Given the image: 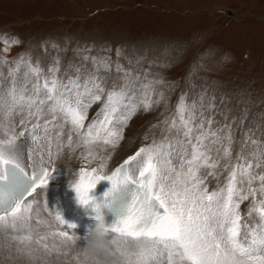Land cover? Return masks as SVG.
<instances>
[{
    "label": "snow or ice",
    "instance_id": "1",
    "mask_svg": "<svg viewBox=\"0 0 264 264\" xmlns=\"http://www.w3.org/2000/svg\"><path fill=\"white\" fill-rule=\"evenodd\" d=\"M7 45L5 40V51ZM16 70H19V63ZM30 70L39 77V68L30 66ZM69 85H63L55 78L51 82L46 79L43 84L46 99L39 98V85L34 96L18 94L15 86L8 92L12 105L26 106L29 115L37 117V122L30 129L23 127L16 132L10 128L0 133V237L3 238L0 249H7L10 258H13L14 250V258L26 264H48L50 257L57 261L63 257L65 264H71V261L105 264L108 257L115 264H264V199H256L257 192L264 197V174L253 173L254 167L259 168L264 163V152L259 147L251 153L253 160L234 165L226 184L218 191L210 192L200 170L216 169L218 162L203 150L204 142L209 136L215 138L212 143L220 138L211 130V120L207 130L201 120L196 125L200 131L192 143L195 115L181 97L177 105L179 127H183V135L191 144V153L183 149L179 170L171 167L172 143L154 142L138 148L106 174L111 155H100L97 147L115 149L123 139V128L140 104L134 102L124 88L111 90L102 99L104 89L94 82V78L91 87L87 80L81 85L78 78L70 80ZM6 101L7 97L0 95V113H4ZM98 101H102V107L85 125L88 109ZM46 103L52 118L41 124L38 117L43 113L41 106ZM141 103L145 110L151 107L147 97ZM33 107L35 113L31 111ZM58 113L63 121L59 124L56 123ZM67 124L71 127L65 143L61 137ZM50 125L52 129H60L55 135V153ZM170 127H178L175 120ZM41 128L44 135L39 134ZM26 134L32 142L27 158L35 164L31 174L22 162L24 146L17 143ZM225 138L228 146L224 147V156L228 157L232 143L230 128ZM42 140L47 142L46 148L41 144ZM252 143L259 145L260 142L252 140ZM64 147L70 153L84 149L78 157L81 166L72 173L74 178L68 183L74 203L95 222L82 234L78 232V223L66 219L62 210L55 212L54 219L65 230L55 231L50 230L47 221L39 218L38 209L34 211V206L40 203L38 198L46 197L50 183L54 185L58 180L55 159ZM34 155L37 161H33ZM94 161H98L95 167L92 166ZM245 179L247 191L238 186L243 185ZM256 180L260 182L258 188L252 186ZM102 183L104 190L98 194L97 186ZM250 196L252 207L248 215L255 212L259 216V222L251 228L241 223L240 214L241 203ZM44 207L48 208L47 201ZM106 216H110L109 222H106ZM100 223L104 225L102 235L106 241L107 257L104 259L100 251L90 253L88 247L94 229ZM41 226L49 230L42 233ZM242 228L247 229L243 239ZM49 237L51 244L47 242ZM71 253L74 255L70 257Z\"/></svg>",
    "mask_w": 264,
    "mask_h": 264
},
{
    "label": "rangeland",
    "instance_id": "2",
    "mask_svg": "<svg viewBox=\"0 0 264 264\" xmlns=\"http://www.w3.org/2000/svg\"><path fill=\"white\" fill-rule=\"evenodd\" d=\"M142 1L0 0V95L7 97L4 113L14 118L17 132L23 127L30 129L37 117L29 116L26 106H23L26 112L16 111L18 106L12 107L8 92L15 86L18 94L34 96L39 85V98L46 99L44 81L51 82L53 75H57L64 79L63 85L78 78L81 85L87 80L91 87L94 78L104 89L102 99L109 91L124 88L140 106L123 128V139L128 127L160 130L171 126L174 120L179 127L177 105L183 97L195 115L192 141L200 131L196 125L201 120L204 130L209 127L208 121H212L211 130L218 133L220 144L226 146L225 136L231 129V155L223 164L227 166L225 172L228 169L230 172L234 166L231 159L236 160L235 165L246 163L253 160L251 153L257 147L264 152V0H146L144 4ZM94 8L100 11L94 13ZM5 40L8 41L7 51L4 50ZM14 40L18 43H12ZM30 66L40 69L39 77L31 72ZM34 80L42 83L35 85ZM146 97L151 101L148 110L141 103ZM84 99L88 101L87 96ZM41 107L43 113L38 118L43 124L52 117L47 103ZM101 107L102 101L92 104L85 125ZM31 111L35 113V107ZM6 116L3 118L9 125ZM19 122L23 123L18 127ZM69 126H64L61 138L65 143ZM49 127L54 138L60 129ZM176 128L168 131V136L180 133ZM42 130H39L40 135H44ZM177 135L178 148L182 149L188 138L181 133ZM29 140L26 134L17 141L24 146L22 160ZM252 140L259 141V145ZM146 142L141 145H149ZM41 143L46 148L47 142L42 140ZM209 144L217 152L214 143ZM54 147L56 152V143ZM240 156L245 159H239ZM59 159L61 156L55 159L57 169ZM27 162L31 161L27 159ZM178 165L179 161L171 167ZM219 165L212 171L201 169V176L223 172ZM253 173L264 174V163L259 168L254 167ZM207 176L206 184L211 192L223 187L229 174L218 180L213 175ZM258 181L253 182L254 188L260 183ZM258 197V200L264 199ZM247 203L248 200L240 205L241 223L251 228L259 222V216L253 212L255 220L252 221L248 215L252 200ZM41 213L39 218L48 221L50 230H57L55 220ZM246 231L241 229L242 239ZM47 242L51 244L52 238ZM0 250L4 251L3 256L0 251V256L10 257L7 249ZM13 254L12 257L16 255ZM6 262L25 264L15 258ZM48 264H65V261L63 257L59 261L50 257Z\"/></svg>",
    "mask_w": 264,
    "mask_h": 264
},
{
    "label": "bare ground",
    "instance_id": "3",
    "mask_svg": "<svg viewBox=\"0 0 264 264\" xmlns=\"http://www.w3.org/2000/svg\"><path fill=\"white\" fill-rule=\"evenodd\" d=\"M55 76L54 78L57 79L61 84L63 83V80L64 79H61V78H57L58 76L57 75H53ZM52 78V77H51ZM35 85L37 84H41L42 82L40 80H34L32 83H35ZM34 85V84H33ZM18 90V88L16 89V91ZM23 90V89H22ZM82 90V89H81ZM20 93V92H19ZM10 101H11V98H10ZM10 103V102H9ZM18 107H16V111L18 112H26L27 110H25L26 108H24L23 106H19L17 105ZM13 107V105H12ZM15 107V106H14ZM10 109V108H9ZM28 109V108H27ZM29 111V110H28ZM10 113V112H9ZM7 114V113H6ZM5 113H0V133L4 132V131H7L8 129H14L16 132L18 128H15L14 126V123L13 121L14 118L13 117H7ZM9 115V114H8ZM4 116L7 117V120H10L9 122V125L5 122V119L3 118ZM30 116V115H29ZM57 121L56 123H61L63 122L62 121V118H60V114L58 113L57 114ZM13 120V121H12ZM171 123V122H170ZM22 124L21 122H19L17 125L19 127V125ZM195 126V124H193ZM70 127V126H69ZM132 128V129H131ZM178 129V130H177ZM193 129L195 130V128L193 127ZM124 130V129H123ZM170 130H173L172 127L166 125L164 126L163 128H161L160 130H158V128H155V127H143V129H139L137 126H133V127H128L126 130H125V134H124V139L116 146L115 149H112L111 146H106L105 148H100V147H97V152L100 154V155H108L110 154L111 155V159L109 160V167L108 169H106V174L109 173L113 167L119 163H121L124 159L127 158V156L133 154L138 148H140L142 145L141 143H143L144 141H147L149 142V145H151L150 143H161V142H164V143H168V142H171L173 147L171 149V152H172V157L171 159L173 160V163L172 164H175V162L179 161L180 158L184 155V153L182 152L183 149H187L188 153L190 154L191 153V144L188 143V140L186 141V144L185 146L181 149V148H178V135L177 134H180L183 135V132H184V129L183 127H178L176 128L175 130L177 131H180V133H178L177 131V134H174L173 135H170L168 136V131ZM174 130V131H175ZM43 131V130H42ZM40 131V132H42ZM161 132V133H160ZM171 133V132H170ZM42 134V133H41ZM73 135H75L73 133ZM55 136V135H54ZM75 137V136H73ZM55 138V137H54ZM53 138V139H54ZM62 138V137H61ZM214 138L212 139H209L208 138V141L205 140L204 144H205V148L203 150H206L208 151L209 155L211 156V158L215 161L218 162V164L221 165V167H223L222 169L224 170L223 172L221 173H218V174H214L213 177L215 179H220V178H223L225 176H227V173L229 174V169L227 172H225L227 170V166L224 167L223 164L225 163V161H227L226 157L224 156V147L226 146L225 144H220V141L222 140H219L218 142L214 143V147L216 148L217 152L213 151L212 150V147L210 146V142L213 141ZM184 141V140H183ZM146 142V143H147ZM180 142V141H179ZM54 143L55 140L53 141V149L52 151L55 153V147H54ZM184 143V142H183ZM192 143H195V140L192 141ZM32 142L31 140H29L28 144H27V149L31 146ZM42 144V143H41ZM44 144V143H43ZM145 145V144H144ZM46 146V145H45ZM47 147V146H46ZM181 149V150H180ZM84 149L83 148H79L76 150L75 153H70L69 149L67 147H64L62 153H61V159H59V168H58V180L55 182V184H51L50 183V191L47 193V196L45 197L44 195H41L38 199L40 200V203L39 205L37 206H34V211L35 210H39V212H42L41 214H49L51 213V215L49 214V216L54 219V216H55V212L57 210H64L65 208V205H66V201L68 199V197L70 196V194H72L68 188V183L71 181V179H73L74 177L72 176V173L74 171H77L78 168L81 166V161L78 159V157L80 156V153L83 152ZM236 151V150H235ZM237 151L239 152V149H237ZM176 152H178L179 155H176ZM237 153V152H236ZM28 155V151L26 153L25 151V158L24 160H22V162H26L27 164L25 165L24 163V166L28 167V162H27V159L26 156ZM176 156V157H175ZM238 156V155H237ZM23 157H24V154H23ZM45 157H47V153H45ZM232 157V156H231ZM185 159H187L188 157H184ZM37 157H33V161H37ZM57 159V158H56ZM237 159V158H236ZM47 160V158H46ZM29 161V160H28ZM235 161L234 159H231V164L235 165ZM228 162V161H227ZM240 162V161H239ZM98 163V161H94L92 166L95 167L96 164ZM29 164H32V162H29ZM238 164V163H237ZM219 165V166H220ZM177 166V165H176ZM230 166V165H229ZM35 167V164H32V167H29L31 169H33ZM177 170H179V165L178 167H175ZM221 169V170H222ZM206 171H208V168H205ZM210 171H212L213 169H210ZM205 174V178L207 180H209V177L207 176L208 173H204ZM259 182V181H258ZM207 187L209 188V185L206 184ZM215 185V184H214ZM220 185V184H219ZM52 186H54V190H51ZM242 186H245L246 188H248V185H247V180L245 179V182ZM253 186V185H252ZM256 186V185H255ZM259 184L257 185V188H258ZM244 187V188H245ZM216 188V187H215ZM214 188V189H215ZM247 191V190H245ZM258 196H261L259 194V192H257V195H256V198ZM259 198V197H258ZM257 198V200H258ZM262 198V196L260 197ZM264 198V197H263ZM251 200L250 197L248 199V202L251 203ZM260 200V199H259ZM44 201L48 203V208L46 209L44 207ZM245 203V201H244ZM247 203V205L249 204ZM254 214V213H253ZM251 215L249 217H251L252 221L255 220L254 218V215ZM46 215V217H47ZM45 216V215H44ZM35 218V217H34ZM55 220V219H54ZM56 222V221H55ZM48 223V221H47ZM57 225V230L61 229V230H65L64 226L60 225L58 222H56ZM256 224V223H255ZM52 225V224H51ZM255 226V225H254ZM252 225V227H254ZM44 226H41L40 228V231L43 233L45 230L43 229ZM55 228V226H54ZM52 229V228H51ZM68 231H72L71 229H67ZM79 233H83V231H79ZM4 250V249H3ZM1 251V250H0ZM6 251V250H5ZM2 252V251H1ZM0 252V253H1ZM4 252V251H3ZM3 252L1 253V255L3 256ZM8 252H6L5 254H7ZM13 254V252H12ZM11 254V256H12ZM15 254V253H14ZM13 254V255H14ZM8 255V254H7ZM10 255V254H9ZM8 255V256H9ZM0 256V264H6L7 262L6 261H9L13 258H10V257H2ZM24 263L26 264V262L24 261ZM40 262H37V264H39ZM8 264V263H7Z\"/></svg>",
    "mask_w": 264,
    "mask_h": 264
},
{
    "label": "clouds",
    "instance_id": "4",
    "mask_svg": "<svg viewBox=\"0 0 264 264\" xmlns=\"http://www.w3.org/2000/svg\"><path fill=\"white\" fill-rule=\"evenodd\" d=\"M103 229L104 225L102 223L97 224V226L94 229L93 235L89 241V252H95L100 251L102 253V259L104 257H107V252L104 251V247L106 246V241L103 238ZM105 264H115V262L112 260L111 257H108L107 260H105Z\"/></svg>",
    "mask_w": 264,
    "mask_h": 264
},
{
    "label": "trees",
    "instance_id": "5",
    "mask_svg": "<svg viewBox=\"0 0 264 264\" xmlns=\"http://www.w3.org/2000/svg\"><path fill=\"white\" fill-rule=\"evenodd\" d=\"M145 1H146V0L142 1L143 4L145 3ZM141 4H142V3H141ZM148 4L151 5V6L154 5V3H148ZM99 11H100V8H94V9H93V12H94V13L99 12Z\"/></svg>",
    "mask_w": 264,
    "mask_h": 264
}]
</instances>
